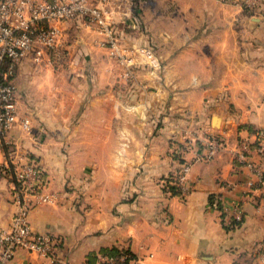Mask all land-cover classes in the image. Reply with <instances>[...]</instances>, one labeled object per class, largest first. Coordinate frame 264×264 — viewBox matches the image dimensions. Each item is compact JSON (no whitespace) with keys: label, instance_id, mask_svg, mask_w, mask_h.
<instances>
[{"label":"crops","instance_id":"crops-1","mask_svg":"<svg viewBox=\"0 0 264 264\" xmlns=\"http://www.w3.org/2000/svg\"><path fill=\"white\" fill-rule=\"evenodd\" d=\"M112 5L134 64L77 19L60 23L67 77L56 81L29 57L16 65L18 115L32 132L17 124L7 138L43 171L52 200L34 206L29 223L58 246L55 261L19 249L11 264H96L110 248L129 250V264H257L264 183L230 149L264 131V13L217 0ZM189 135L228 146L194 160ZM5 159L0 150V229L15 210ZM182 160L192 163L184 198L169 189Z\"/></svg>","mask_w":264,"mask_h":264},{"label":"built area","instance_id":"built-area-1","mask_svg":"<svg viewBox=\"0 0 264 264\" xmlns=\"http://www.w3.org/2000/svg\"><path fill=\"white\" fill-rule=\"evenodd\" d=\"M112 1L0 0V150L5 151L4 169L13 180L12 199L15 206L10 223L0 229V264H11L19 249L55 261L58 246L53 235L36 232L29 223L31 209L52 200V195L46 190L43 171L7 138L17 124L23 131L32 132L30 119L18 115L14 83L16 65L28 57L37 64H51L52 57L60 56L67 50L60 23L77 19L95 26L103 36L101 44L107 46L121 63L134 64V54L121 44L112 29ZM217 1L233 3L252 14L264 13V0ZM136 51L144 60L153 62L147 49L138 48ZM186 142L196 148L194 160H210L228 146L217 136L189 135ZM252 151L257 159H251ZM230 152L236 161L248 167L257 182L264 183L263 130L254 131L252 138H238ZM191 164V160L180 162L169 177V182L181 198L186 197L190 191L188 174ZM252 184L248 182V185ZM237 211L240 213V208ZM235 219H240L239 215ZM132 261V253L122 250L117 255H99L96 264H129ZM257 264H264V248L257 254Z\"/></svg>","mask_w":264,"mask_h":264},{"label":"rangeland","instance_id":"rangeland-1","mask_svg":"<svg viewBox=\"0 0 264 264\" xmlns=\"http://www.w3.org/2000/svg\"><path fill=\"white\" fill-rule=\"evenodd\" d=\"M68 50V47H66ZM143 48V47H142ZM67 50H65V53L60 55V56H56L55 59H52V63L51 64H46V63H41V65L39 66L40 70H44V69H49L50 70V74H55L52 76V78H56V81H58L60 75L67 77L64 74H61V72H67V74L69 73V70H72L73 67H71V61L70 59L68 60V58H65V55L67 54ZM73 62V61H72ZM79 63V61L74 62V65ZM35 65V64H34ZM89 65V64H88ZM72 76V75H71ZM51 83L53 84L54 81L51 80Z\"/></svg>","mask_w":264,"mask_h":264},{"label":"trees","instance_id":"trees-1","mask_svg":"<svg viewBox=\"0 0 264 264\" xmlns=\"http://www.w3.org/2000/svg\"><path fill=\"white\" fill-rule=\"evenodd\" d=\"M183 161V160H182ZM181 161V162H182ZM169 189H171V191L174 193V194H177V191L175 189L174 186L172 185H169ZM122 251V249H118V248H110V249H103L100 251L101 254H106V255H117L119 254L120 252Z\"/></svg>","mask_w":264,"mask_h":264},{"label":"water","instance_id":"water-1","mask_svg":"<svg viewBox=\"0 0 264 264\" xmlns=\"http://www.w3.org/2000/svg\"><path fill=\"white\" fill-rule=\"evenodd\" d=\"M217 120H218L217 117H213V120L212 121H213V123L216 124L217 123Z\"/></svg>","mask_w":264,"mask_h":264}]
</instances>
